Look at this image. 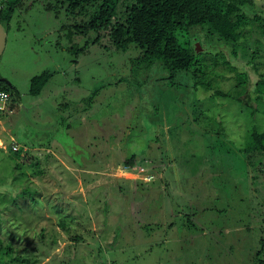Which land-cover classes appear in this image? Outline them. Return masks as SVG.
Here are the masks:
<instances>
[{
	"label": "rangeland",
	"instance_id": "obj_1",
	"mask_svg": "<svg viewBox=\"0 0 264 264\" xmlns=\"http://www.w3.org/2000/svg\"><path fill=\"white\" fill-rule=\"evenodd\" d=\"M250 1L243 11L264 16V0ZM97 8L72 17L57 0H22L2 21L10 99L0 116V264H254L264 166H246L238 150L253 126L264 132V99H255L264 38L249 30L248 54L233 56L205 27L179 34L199 45V79L211 85L193 88L197 78L171 82L134 62L133 48L119 53L103 33L92 43L94 33L71 28ZM237 73L252 108L236 99Z\"/></svg>",
	"mask_w": 264,
	"mask_h": 264
},
{
	"label": "trees",
	"instance_id": "obj_2",
	"mask_svg": "<svg viewBox=\"0 0 264 264\" xmlns=\"http://www.w3.org/2000/svg\"><path fill=\"white\" fill-rule=\"evenodd\" d=\"M22 0H9L4 6L0 0V23L9 25L16 9ZM60 6L72 17L86 14V8L98 7L87 21L71 26L79 35L94 33L96 43L99 34L103 33L116 52L127 53L132 48L136 52L134 62L145 67L157 66L167 72L168 79L176 81L182 76L191 80L197 78L195 85L211 90L209 83H203L199 78L202 71V60L196 47L188 42L181 43L178 35L188 33L194 28L205 27L226 46L233 56L241 52L248 54L243 44L248 37L249 30L258 32L264 38V16L254 14L248 16L243 8L250 4V0H57ZM3 5V6H2ZM197 42V41H196ZM249 55L250 61L256 58L258 48ZM260 50V49H259ZM130 53V52H129ZM50 72H44L30 81L29 94L39 95L42 87L48 82ZM239 91L237 101L245 108H252L246 95V74H236ZM0 91L10 93L0 80ZM3 86V87H2ZM255 99H264V78H260L255 85ZM227 94L214 91L211 97ZM252 109L251 116H254ZM246 166L255 168L264 166V132L252 127L247 143L238 150ZM16 154V158H18ZM136 155L127 157L126 166L130 167ZM141 162L144 156L140 157ZM24 193V191H23ZM25 194V193H24ZM264 240L260 241V248L254 258V264H264ZM20 257L14 258L9 264L23 263Z\"/></svg>",
	"mask_w": 264,
	"mask_h": 264
},
{
	"label": "built area",
	"instance_id": "obj_3",
	"mask_svg": "<svg viewBox=\"0 0 264 264\" xmlns=\"http://www.w3.org/2000/svg\"><path fill=\"white\" fill-rule=\"evenodd\" d=\"M10 99V94L5 91H0V116L3 115L8 109V103ZM0 149L5 150L6 147L4 143L0 140ZM18 150L16 143L12 142L10 144V153H14Z\"/></svg>",
	"mask_w": 264,
	"mask_h": 264
},
{
	"label": "water",
	"instance_id": "obj_4",
	"mask_svg": "<svg viewBox=\"0 0 264 264\" xmlns=\"http://www.w3.org/2000/svg\"><path fill=\"white\" fill-rule=\"evenodd\" d=\"M5 44H6V33L3 26L0 23V56L2 55L5 49ZM196 47H199V45L196 44ZM196 52H197V48H196Z\"/></svg>",
	"mask_w": 264,
	"mask_h": 264
}]
</instances>
